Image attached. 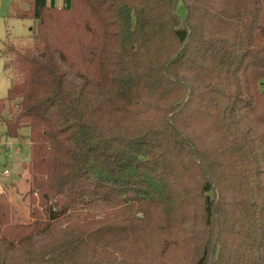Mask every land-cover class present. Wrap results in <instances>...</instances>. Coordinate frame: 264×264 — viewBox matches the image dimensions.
<instances>
[{
	"label": "trees",
	"instance_id": "obj_1",
	"mask_svg": "<svg viewBox=\"0 0 264 264\" xmlns=\"http://www.w3.org/2000/svg\"><path fill=\"white\" fill-rule=\"evenodd\" d=\"M28 1L0 264H264V0Z\"/></svg>",
	"mask_w": 264,
	"mask_h": 264
},
{
	"label": "rangeland",
	"instance_id": "obj_2",
	"mask_svg": "<svg viewBox=\"0 0 264 264\" xmlns=\"http://www.w3.org/2000/svg\"><path fill=\"white\" fill-rule=\"evenodd\" d=\"M50 3L51 0H47V4ZM54 4L61 8L64 0H55ZM29 8L28 0H0V102L4 104L0 113V195L11 207V221L21 224L31 221L28 194L31 179L28 168L31 159L29 129L24 127L19 131L18 138H9L4 120L11 117L16 109V101H6L7 90L12 82L22 79V71L15 62L14 53H21L33 45L36 30L35 21L17 19L15 11L26 12ZM174 11L181 20L185 16L180 1L176 3ZM260 90L264 91V80L260 82ZM4 170L8 171V175L3 174Z\"/></svg>",
	"mask_w": 264,
	"mask_h": 264
},
{
	"label": "crops",
	"instance_id": "obj_3",
	"mask_svg": "<svg viewBox=\"0 0 264 264\" xmlns=\"http://www.w3.org/2000/svg\"><path fill=\"white\" fill-rule=\"evenodd\" d=\"M51 2H53V4L55 3V0H51ZM46 3H47V0H46ZM47 5H49V4H47ZM55 5V4H54ZM16 51V50H15ZM14 51V52H15ZM9 53H11L10 51H9ZM15 54V53H14ZM10 73H11V71H10ZM5 171V170H4ZM4 171H3V174H4ZM4 175H8V174H4ZM15 187H16V183H15V185H14Z\"/></svg>",
	"mask_w": 264,
	"mask_h": 264
},
{
	"label": "built area",
	"instance_id": "obj_4",
	"mask_svg": "<svg viewBox=\"0 0 264 264\" xmlns=\"http://www.w3.org/2000/svg\"><path fill=\"white\" fill-rule=\"evenodd\" d=\"M4 174H8V171H7V170H5V171H4Z\"/></svg>",
	"mask_w": 264,
	"mask_h": 264
}]
</instances>
